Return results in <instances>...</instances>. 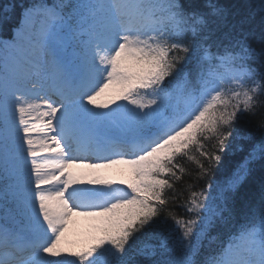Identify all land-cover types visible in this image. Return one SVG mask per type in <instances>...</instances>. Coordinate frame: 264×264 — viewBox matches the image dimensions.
<instances>
[{"label":"snow or ice","instance_id":"obj_1","mask_svg":"<svg viewBox=\"0 0 264 264\" xmlns=\"http://www.w3.org/2000/svg\"><path fill=\"white\" fill-rule=\"evenodd\" d=\"M6 30L0 264H264V0H24Z\"/></svg>","mask_w":264,"mask_h":264},{"label":"trees","instance_id":"obj_2","mask_svg":"<svg viewBox=\"0 0 264 264\" xmlns=\"http://www.w3.org/2000/svg\"><path fill=\"white\" fill-rule=\"evenodd\" d=\"M24 2V0H0V11H4L6 9H9L11 5H19L20 3ZM222 4L228 7H232L233 5H243L245 3L248 4H254L256 0H220ZM10 31L6 30L4 33L0 34V36H6L9 34ZM259 120V116L257 117H247L245 116L243 121L241 122L240 126H243L248 129L255 128L257 125V122ZM209 143V142H206ZM193 155H198L197 153L193 152ZM226 159H233L232 157H226ZM180 162L185 166V168L188 170V172L191 173V175H184L181 181L176 183L177 189L180 191L184 192V196L181 197L179 200H177L176 204L173 205L174 211H176L179 215H187L183 207L180 205L183 202V199L186 198L187 192L185 191L186 185L190 183H197L194 179L195 173L198 171L196 168V165L188 161L187 159H181ZM259 172L257 173L256 180L253 181L251 184H249L246 188L245 191L249 193L248 199L251 200L253 204H257L259 200ZM222 179H225V176L221 173L220 170H217L213 177H212V182L215 183L217 181H220ZM203 182H198L197 183V188L204 187ZM171 223V221H169Z\"/></svg>","mask_w":264,"mask_h":264},{"label":"rangeland","instance_id":"obj_3","mask_svg":"<svg viewBox=\"0 0 264 264\" xmlns=\"http://www.w3.org/2000/svg\"><path fill=\"white\" fill-rule=\"evenodd\" d=\"M118 103H120V101H118ZM121 168L126 172V170L124 169V166H121L120 169ZM78 221H83V224L77 223V224L73 225V227L71 229V235H70V238L73 240H81L82 235H80V234L87 232L88 228H85V227H88V225L90 223L86 219L78 220Z\"/></svg>","mask_w":264,"mask_h":264}]
</instances>
